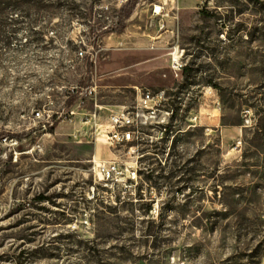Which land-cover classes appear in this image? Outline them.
Instances as JSON below:
<instances>
[{
	"label": "rangeland",
	"instance_id": "rangeland-1",
	"mask_svg": "<svg viewBox=\"0 0 264 264\" xmlns=\"http://www.w3.org/2000/svg\"><path fill=\"white\" fill-rule=\"evenodd\" d=\"M147 88L167 129L101 185L86 115ZM0 264H264V0H0Z\"/></svg>",
	"mask_w": 264,
	"mask_h": 264
},
{
	"label": "built area",
	"instance_id": "built-area-1",
	"mask_svg": "<svg viewBox=\"0 0 264 264\" xmlns=\"http://www.w3.org/2000/svg\"><path fill=\"white\" fill-rule=\"evenodd\" d=\"M154 12L157 15H163L165 12L164 4H155ZM164 21L162 25L164 26ZM83 55L84 51L81 50ZM173 66L177 69H184L185 63L178 53L173 54ZM96 90V87L93 88ZM139 100L134 109H116L109 113L108 121L103 122L99 105L95 110L86 115V119L92 124L95 131V150L89 157L91 170L94 172L95 180L101 185L115 189L120 187L122 192L130 190L136 193L139 187L140 165L138 159L129 155L128 159H121L120 156L101 157L98 147L107 144L109 147H117L125 143H132L130 152L136 151V146L141 138L146 136L152 142L155 141V135L147 132L146 129H152L162 137L166 129V118L160 117L159 109L164 99V90L153 91L150 88L139 90ZM75 111H71L69 117L73 119ZM23 117H32L38 119L43 116L41 109H33L31 112H23ZM49 116L52 115L49 113ZM49 125L54 124V119H47ZM144 190V189H142Z\"/></svg>",
	"mask_w": 264,
	"mask_h": 264
},
{
	"label": "trees",
	"instance_id": "trees-1",
	"mask_svg": "<svg viewBox=\"0 0 264 264\" xmlns=\"http://www.w3.org/2000/svg\"><path fill=\"white\" fill-rule=\"evenodd\" d=\"M86 14H87V16H88V15H92V14H93V10L90 9V8L87 9V10H86Z\"/></svg>",
	"mask_w": 264,
	"mask_h": 264
},
{
	"label": "bare ground",
	"instance_id": "bare-ground-1",
	"mask_svg": "<svg viewBox=\"0 0 264 264\" xmlns=\"http://www.w3.org/2000/svg\"><path fill=\"white\" fill-rule=\"evenodd\" d=\"M168 113L170 114V112L168 111ZM169 119H166V122L168 121ZM166 129H167V125H166Z\"/></svg>",
	"mask_w": 264,
	"mask_h": 264
},
{
	"label": "flooded vegetation",
	"instance_id": "flooded-vegetation-1",
	"mask_svg": "<svg viewBox=\"0 0 264 264\" xmlns=\"http://www.w3.org/2000/svg\"><path fill=\"white\" fill-rule=\"evenodd\" d=\"M210 180H211V183H212V176H210Z\"/></svg>",
	"mask_w": 264,
	"mask_h": 264
}]
</instances>
